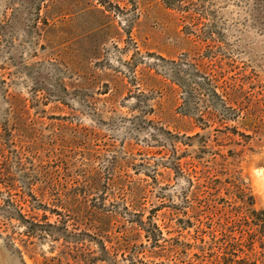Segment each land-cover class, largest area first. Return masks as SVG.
Wrapping results in <instances>:
<instances>
[{
	"label": "rangeland",
	"instance_id": "1",
	"mask_svg": "<svg viewBox=\"0 0 264 264\" xmlns=\"http://www.w3.org/2000/svg\"><path fill=\"white\" fill-rule=\"evenodd\" d=\"M261 210L264 0H0V264H205Z\"/></svg>",
	"mask_w": 264,
	"mask_h": 264
},
{
	"label": "trees",
	"instance_id": "2",
	"mask_svg": "<svg viewBox=\"0 0 264 264\" xmlns=\"http://www.w3.org/2000/svg\"><path fill=\"white\" fill-rule=\"evenodd\" d=\"M11 202V201H9ZM12 203V202H11ZM13 204L15 205V207H17L19 204H16L15 201H13ZM18 208V207H17ZM16 208V216L18 217V220L22 221V222H26L30 229H32L33 231H36V229L41 230V227L43 224H38L35 222H30L29 220H26L25 214H23L19 209ZM258 222L256 223V230H249L246 232V230H241L240 231V237L237 238L235 236L229 235L227 236L229 239L227 240H221L219 241L220 244L218 246V251L221 254H216L214 255V258L209 261L206 262L205 264H252L249 261V253L253 252L254 248H253V244L258 241V243L263 248V251L258 253V256H263L264 254V210L259 211L258 213ZM43 218L44 219H48V217L46 216V214H43ZM142 223V221H140ZM50 225V224H49ZM151 226V228H150ZM150 226L149 228H145V226L140 225V229H143L145 231V238L150 241V247L155 249V248H159L161 250L163 249H167L165 247L164 244H162L161 241V231L159 230V227L155 224L150 222ZM66 229V228H65ZM43 230V229H42ZM245 234H247L249 236V238L246 240H243ZM138 235V234H137ZM166 241V240H163ZM249 243V246L246 244ZM246 244V246L248 247V252H246L242 247ZM135 247V246H134ZM136 249V248H134ZM179 252V250L175 247V248H171L168 249V254L170 255L171 253L173 254L172 259H178L177 258V253ZM240 253H244V256H241ZM108 253L105 245L102 242V255L105 257ZM253 254H256L253 252ZM209 256H213V254H210ZM206 257V256H204ZM262 259H264L262 257ZM130 261L131 264H150V263H144L143 260L140 259H136L134 260L131 256H130ZM176 264V262H174ZM158 264V263H156ZM161 264H165L164 262H162ZM186 264H202V263H193V262H189ZM262 264H264V260H262Z\"/></svg>",
	"mask_w": 264,
	"mask_h": 264
}]
</instances>
